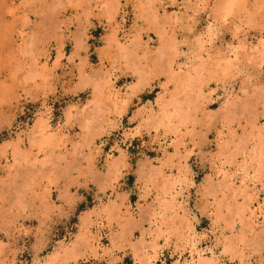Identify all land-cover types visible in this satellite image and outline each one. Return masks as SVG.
<instances>
[{
  "label": "rangeland",
  "instance_id": "1",
  "mask_svg": "<svg viewBox=\"0 0 264 264\" xmlns=\"http://www.w3.org/2000/svg\"><path fill=\"white\" fill-rule=\"evenodd\" d=\"M263 211L264 0H0V264H264Z\"/></svg>",
  "mask_w": 264,
  "mask_h": 264
},
{
  "label": "bare ground",
  "instance_id": "2",
  "mask_svg": "<svg viewBox=\"0 0 264 264\" xmlns=\"http://www.w3.org/2000/svg\"><path fill=\"white\" fill-rule=\"evenodd\" d=\"M228 7H230V5H229ZM114 36H115V35H114ZM208 37H209V36H208ZM115 40H116V39H115ZM118 40H119V39H118ZM198 41H199V40H198ZM201 41H202V40H201ZM209 41H210V40H209ZM116 43H117V42H116ZM200 45L202 46V44H200ZM200 48H201V47H200ZM228 65H229V64H228ZM227 67H228V66H227ZM171 70H172V69H171ZM108 76H109V75H108ZM109 80H110V79H109ZM113 87H114V85H113ZM116 92H117V91H116ZM119 92H120V91H119ZM119 92H118V93H119ZM121 93H122V92H121ZM115 94H116V93H115ZM110 95H111V94H110ZM110 95H109V96H110ZM116 95H117V94H116ZM116 95H115V97H116ZM118 96H120V95L118 94ZM110 97H111V96H110ZM115 97H114V98H115ZM112 98H113V97H112ZM116 98H117V97H116ZM117 99H118V98H117ZM121 100H122V99H121ZM115 101H116V100H115ZM115 101H114V103H116ZM118 102H119V99H118ZM163 116H164V115H163ZM165 117H166V115H165ZM163 118H164V117H163ZM161 120H162V118H161ZM161 120H160V121H161ZM160 121H159V122H160ZM162 121H163V120H162ZM161 123H162V122H161ZM162 124H163V123H162ZM44 133H45V132H44ZM44 138H45V137H44ZM48 140H49V139H48ZM48 142H49V141H48ZM179 146H180V145H179ZM231 176H232V175H231ZM230 179H231V178H230ZM176 181H177V180H176ZM173 182H174V181H173ZM166 183H167V184H166ZM166 183H165V184L168 185V182H166ZM175 183H176V182H175ZM171 184H172V183H171ZM177 184H179V183H176V185H177ZM173 185H174V184H173ZM179 185H180V184H179ZM245 185H246V184H245ZM245 185H244V186H245ZM247 185H248V184H247ZM169 188H171V187H169ZM179 188H180V187H179ZM179 188H178V189H179ZM245 188H246V187H245ZM171 189H173L174 191L176 190L175 187H172ZM178 189H177V190H178ZM166 190H167V188H166ZM169 190H170V189H169ZM173 190H172V191H173ZM167 191H168V190H167ZM170 191H171V190H170ZM170 191H169V192H170ZM169 192H166V191H165L164 193H169ZM177 192H178V191H177ZM177 192H175V193H177ZM253 192H254V191H253ZM166 195H167V194H166ZM171 195H172V194H171ZM163 197H164V196H163ZM176 197H177V196H176ZM176 197H175L174 201H176ZM253 199H254V198H253ZM168 200H170V199H168ZM250 201H251V200H250ZM169 204H170V203H169ZM170 205H172V204H170ZM170 205H169V206H170ZM173 205H174V204H173ZM176 205H177V204H176ZM169 206H167V207H169ZM250 209H251V208H250ZM251 211H252V210H251ZM258 211H259V212L262 211V209H259V206H258ZM263 213H264V211H263ZM153 214H154V213H153ZM249 214H250V213H249ZM251 214H252V213H251ZM253 214H258V213H256V210H254V211H253ZM254 216H256V215H254ZM250 218H251V216H250ZM253 218H254V217H253ZM257 218H258V217H257ZM254 219H255V218H254ZM250 221H252V219H250ZM252 222H253V221H252ZM253 223H254V222H253ZM97 225H98V224H97ZM191 231H192V230H191ZM190 233H191V232H190ZM192 233H193V232H192ZM192 233H191V234H192ZM193 235H195V234L193 233ZM193 235H192V236H193ZM188 236H189V235H188ZM197 236H198V235H197ZM199 238H200V237H199ZM191 239H193V238H191ZM195 239H197V238H195ZM197 240H198V239H197ZM197 240H196V241H197ZM236 240H237V239H236ZM188 242H189V241H188ZM191 242H192V241H191ZM200 242H201V240H200ZM186 243H187V242H186ZM193 243H194V242H193ZM193 243H191V244H193ZM197 243H198V242H197ZM229 243H230V242H229ZM153 244H154V243H153ZM97 245H98V244H97ZM195 245H196V244H193V246H195ZM231 245H232V244H231ZM98 246H99V245H98ZM153 246H154V245H153ZM227 246H230V245L228 244ZM230 247H231V246H230ZM154 248H155V246H154ZM191 248H192V247H191ZM195 248H196V247H195ZM195 248H194V250H195ZM189 249H190V248H189ZM190 250H192V249H190ZM190 250H189V251H190ZM145 252H146V251H145ZM191 252H192V251H190V253H191ZM212 252H214V251H212ZM151 254H152V253H151ZM145 256H146V255H145ZM212 257H213V256H212ZM145 258H146V257H145ZM219 258H220V257H219ZM213 259H214V258H213ZM214 260H215V259H214ZM154 262H155V258H154V257H151L150 254H149V255H148V259H147V261H146V264H155ZM201 262H202V261H201ZM206 262H207V261H206ZM206 262H205V263H206ZM211 262H212V261H210V264H211ZM215 262H216V261H215ZM141 264H142V263H141ZM200 264H201V263H200ZM206 264H209V263H206ZM212 264H213V263H212Z\"/></svg>",
  "mask_w": 264,
  "mask_h": 264
}]
</instances>
